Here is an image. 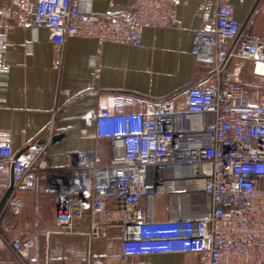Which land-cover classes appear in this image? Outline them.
<instances>
[{
  "label": "built area",
  "instance_id": "2783aa9c",
  "mask_svg": "<svg viewBox=\"0 0 264 264\" xmlns=\"http://www.w3.org/2000/svg\"><path fill=\"white\" fill-rule=\"evenodd\" d=\"M30 1L14 0L17 24ZM213 1L217 22L196 33L192 48L211 71L184 90L182 108L175 95L140 99L138 110L127 112L136 98L119 95L115 111L101 108L96 116V137L110 140L112 160L101 164L95 152H78L65 165L71 170L66 185L53 193L63 232L88 214L116 218L127 264L170 253H195L198 264H264V91L253 103L247 84L223 75L237 59L252 62L263 76L257 71L264 65V40L242 32L231 0ZM36 2L33 24L47 28L57 47L69 37L140 47L144 29L170 26L177 0H133L132 12L114 19L81 13L79 0ZM7 73L0 66V77ZM52 138L51 132L47 144ZM38 160L0 146V161L14 170L8 204L15 213L23 192L36 185ZM162 195L174 196L180 211L197 204L203 212L157 220L155 202ZM10 246L20 260L30 254L29 241Z\"/></svg>",
  "mask_w": 264,
  "mask_h": 264
},
{
  "label": "crops",
  "instance_id": "0c3cea01",
  "mask_svg": "<svg viewBox=\"0 0 264 264\" xmlns=\"http://www.w3.org/2000/svg\"><path fill=\"white\" fill-rule=\"evenodd\" d=\"M36 4L29 2L23 23L17 24L14 0H0V66L8 70L6 78L0 77V97L5 98L0 102V146L39 159L36 185L23 192L19 212L7 204L0 216V264H127L116 218L108 222L105 216L88 214L73 220L71 232H63L53 193L66 185L71 170L65 165L75 162L78 152H95L101 164L112 160L110 140L96 137V116L101 108L115 111L119 95L136 98L127 112L137 111L140 99L175 95L182 108L184 90L211 71V65L196 60L192 48L196 33L216 24L217 5L213 0H177L170 26L144 29L140 47L81 37H69L57 47L47 28L33 24ZM132 4L133 0H79V10L114 19L131 13ZM231 5L242 32L264 40V0H231ZM253 73L252 62L242 68L234 59L223 75L247 88L261 87ZM248 92L256 103L259 93ZM51 132L53 138L65 137L47 144ZM10 173L0 161V200L10 185ZM165 204V198H157V220L170 217L163 211ZM17 239L31 242L23 260L10 246ZM199 260L195 253L142 258L145 264Z\"/></svg>",
  "mask_w": 264,
  "mask_h": 264
},
{
  "label": "rangeland",
  "instance_id": "374dc122",
  "mask_svg": "<svg viewBox=\"0 0 264 264\" xmlns=\"http://www.w3.org/2000/svg\"><path fill=\"white\" fill-rule=\"evenodd\" d=\"M242 68L247 66V62H243V60L240 61ZM254 69V66H253ZM254 80L258 81L259 84H261V87H254L251 86L248 88L249 91H254L257 95V93H259L260 91H264V77L262 76H258V75H254ZM252 92V95H255V93ZM161 198H165L166 204H165V208L163 209V211L165 213H168L170 217H182L183 211L179 210L181 209V206L179 205V201L174 197V196H160Z\"/></svg>",
  "mask_w": 264,
  "mask_h": 264
},
{
  "label": "water",
  "instance_id": "95a60500",
  "mask_svg": "<svg viewBox=\"0 0 264 264\" xmlns=\"http://www.w3.org/2000/svg\"><path fill=\"white\" fill-rule=\"evenodd\" d=\"M64 137H65L64 134L56 135L53 138V142L61 141ZM10 172H11L10 173V176H11L10 177V185L0 200V216H1L2 212L4 211V209L6 208V206L8 204V200H9V198H10V196L14 190V170H13V168L10 170Z\"/></svg>",
  "mask_w": 264,
  "mask_h": 264
},
{
  "label": "bare ground",
  "instance_id": "6f19581e",
  "mask_svg": "<svg viewBox=\"0 0 264 264\" xmlns=\"http://www.w3.org/2000/svg\"><path fill=\"white\" fill-rule=\"evenodd\" d=\"M257 73L264 76V65H261V64L259 65ZM182 208H184L183 209L184 217H187V216L198 217L203 212V209L199 207L197 204H194V205L184 204L182 205Z\"/></svg>",
  "mask_w": 264,
  "mask_h": 264
}]
</instances>
